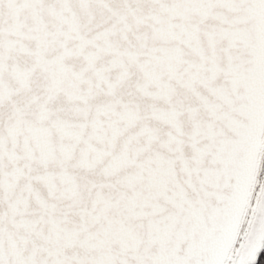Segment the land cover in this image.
<instances>
[{
	"label": "snow or ice",
	"instance_id": "1",
	"mask_svg": "<svg viewBox=\"0 0 264 264\" xmlns=\"http://www.w3.org/2000/svg\"><path fill=\"white\" fill-rule=\"evenodd\" d=\"M0 264H264V0H0Z\"/></svg>",
	"mask_w": 264,
	"mask_h": 264
}]
</instances>
